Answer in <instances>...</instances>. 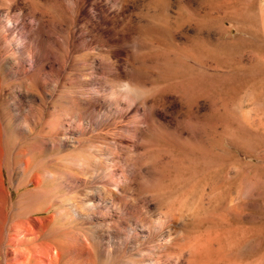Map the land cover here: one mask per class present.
<instances>
[{
  "label": "clouds",
  "instance_id": "1",
  "mask_svg": "<svg viewBox=\"0 0 264 264\" xmlns=\"http://www.w3.org/2000/svg\"><path fill=\"white\" fill-rule=\"evenodd\" d=\"M16 0H3L10 13ZM110 9H130L133 34L125 42L124 75L118 62L105 61L114 75L96 90L111 116L125 120L126 144L111 148L108 171L117 169L129 192L155 224L181 227L175 264H196L194 241L223 199L231 182L239 180L237 199L255 192L264 177L245 175L239 160H228L231 145L247 147L249 133H264V81H253L226 98L232 72L227 65L240 42L245 54L264 71V0H107ZM77 0H72V11ZM6 14L0 35L19 23ZM32 24V20L29 21ZM17 32L11 35L17 40ZM19 43V42H18ZM216 65L224 68L220 71ZM174 105L178 108L173 112ZM206 106V107H205ZM172 117L170 126L156 114ZM220 125L217 132L213 128ZM235 174V175H233ZM223 181V184L220 183Z\"/></svg>",
  "mask_w": 264,
  "mask_h": 264
},
{
  "label": "rangeland",
  "instance_id": "2",
  "mask_svg": "<svg viewBox=\"0 0 264 264\" xmlns=\"http://www.w3.org/2000/svg\"><path fill=\"white\" fill-rule=\"evenodd\" d=\"M31 1L17 0L11 8V16L15 18L16 8L17 11L19 9L18 12L22 9L23 13L25 12L26 24H28L27 21L30 16L27 18V13L30 15L32 11L30 9L34 7V4L38 7L36 8L39 12L44 11L45 6L46 10L50 8V12L47 11L48 13H46L45 10V13H43V15L46 14L44 15L46 19L49 18L48 16L56 14L55 11H51V6L46 5L48 2L42 0L45 2L43 4L41 0L42 3H39L38 0L35 3L34 0L33 2ZM69 1L72 2V0ZM190 2L195 6L196 0H190ZM0 3H3V0H0ZM18 3L20 5H17ZM42 4L44 5L42 8H44L40 9L39 5ZM84 4H86V6L84 5L85 8L82 12L80 11L82 15L76 14L78 16L74 17V21L77 20V22L75 21L76 24L73 21V28L78 31L75 33L73 30L72 33L74 32V38L77 43L81 42V40L88 41L87 43L85 42L88 47L83 48L81 46L83 44H78L81 49L78 50L79 52L76 51L74 53L73 58L70 56L69 67L65 68L66 71L64 70L63 73L65 76L62 74L63 76L61 75L60 77V83L62 84H60L57 91L59 95L56 92V96L47 97L46 108L44 109L46 114L40 119L36 130L32 132L14 131L12 122L7 120L5 122L7 130L4 128V131H0V264H51L50 257L40 253L38 250H32V252L25 250L29 246H33V242L26 243L19 238H15L16 227L26 222L31 215L35 218H40L38 221L40 230H34V228L32 231L25 230L21 233V236L25 234L31 237L34 234H38L37 239L34 240L35 243L51 244V251L53 252L58 249L60 254L54 264H92V259L86 247L94 240H99L102 244L96 264H151L155 260L167 258L169 253L173 255L177 251V245H179V243L170 242L165 246H159L154 238L142 242V238L127 237L115 229L119 222L121 226L126 224L133 225L139 215H145L141 211L142 202L138 200L133 202L135 197L130 194L128 189L126 194L131 200L128 208L130 207L131 209H128L129 212L126 216L119 217V210L114 211L111 216L93 215L87 210V207L92 205L90 203L93 201L98 202V196L107 202H111L112 198L110 191L95 190L91 183L87 182L89 171L101 165H109V162L114 159L110 154L111 148L115 144L128 143L126 140H121L124 135L120 132L122 128L116 127L112 124V121H106L102 124L105 130H98L97 132L100 131L99 133H90L82 138L73 136L62 147H56L54 144L49 143L48 148L41 151L37 150V146L44 139H47V136H51L54 133V131L48 129L47 121L49 118L52 117L54 112L67 107L65 105L68 104V98L64 96L61 90H76L83 85H89L88 87L92 85L91 87H94L92 89L96 87L95 90L103 88L106 78L114 75L110 65L105 62L109 59L118 62L119 74L120 76L124 75L127 49L125 44H123L125 41L122 42L121 38L124 36L127 40L130 39L129 36H131L130 33H133V28H130L131 32L129 29L131 24L127 28V23L125 27L121 22L123 23V20L128 21V18L126 19L125 17H128L129 11L127 10L130 9H125L122 12L112 11L110 5H107V0H87L84 1ZM86 8L87 11H85ZM5 12L8 13V10H0L1 19L6 15ZM121 14L123 15L120 16ZM122 17L124 19H121ZM85 18L88 20H85ZM78 20L82 22H78ZM87 21L90 22L88 23ZM89 25L93 27L90 28ZM122 25L123 29L121 28ZM85 27L86 29L83 30L82 28ZM94 27H98V29ZM126 29L130 30V33H126ZM17 30L19 29L16 27L11 33L19 32ZM85 30L90 33L94 32L90 36V33H86ZM122 30L125 31L123 32ZM85 33L86 35H84ZM17 36L19 35L17 34ZM101 38H103L102 43L104 42L105 44L100 42ZM252 43L258 46L261 42H240L235 47L233 58L227 65L228 70L232 72V76L230 83L224 89L226 98L237 96L244 86L253 81L257 83L264 81V71L255 69L250 63L249 56L245 54ZM71 61L72 63H70ZM71 64L73 65L71 66ZM100 67L105 72H100ZM215 67L220 71L224 70L220 65ZM4 79L5 93H3L4 95L6 94L8 102L12 101L14 96L20 97L29 94L25 89V91L15 90L10 92L12 87H10L9 82L12 79L7 77ZM5 88L9 90L7 91ZM6 107L1 106L3 111H7L8 108ZM177 108L178 105L173 104L170 111L174 112ZM157 113L156 115H159L158 117H161L160 119L165 123L175 126V121L172 117L163 115L160 112ZM123 120H121V123L124 124L125 121ZM93 125L95 126L96 123H93ZM218 129H220V125H216L213 128V132H217ZM44 134L46 137H44ZM120 135L121 137H119ZM248 135L251 137L248 146L231 145L226 153V162L228 160H239L241 162L243 173L240 179H243L245 175L264 177V133H249ZM72 138L80 139L81 143H74ZM27 158L32 159L33 166L29 170H24L22 161ZM80 160V165H83L82 169L76 164ZM67 173L77 174L85 181L76 185L60 184V179L57 177H67L69 176ZM38 175H48L47 178H43L44 181L40 186H37L34 181L35 176L37 177ZM220 183L223 184V181H220ZM238 187L239 180L231 182V186L223 192V199L216 208L215 213L205 221L201 234L195 238L194 244L199 245L197 248L199 255L196 258V264H264V184H261L255 192L241 200L237 199ZM173 225L175 226L176 224L174 223ZM169 229L171 231L176 230V228H166L167 231ZM149 242L152 243L149 244ZM175 244L177 245L175 246ZM67 248L71 250L68 251ZM17 250L22 254H17ZM17 258L22 259V262H16ZM207 259L209 260L207 261ZM181 261L180 264H185L183 260Z\"/></svg>",
  "mask_w": 264,
  "mask_h": 264
},
{
  "label": "bare ground",
  "instance_id": "3",
  "mask_svg": "<svg viewBox=\"0 0 264 264\" xmlns=\"http://www.w3.org/2000/svg\"><path fill=\"white\" fill-rule=\"evenodd\" d=\"M35 1L36 0H34V3H35ZM38 1L40 3L42 0L41 1L38 0ZM44 1L48 2V3H46V5L52 7L51 8L52 12L53 11L56 12L55 15L53 13H52L53 15H51V13H50L51 16H48L49 18H47V19L44 17V15H46V14L43 15V13H45V12L48 13L47 11H49L50 8H49V10H48V8L46 10L45 9L46 6H45V8L43 7L44 11L46 10L45 12L43 10H42L43 12L40 10V9H43L42 6H44L43 4H45ZM44 1H42L43 2L42 5H39V8H40L39 10L42 13L37 10L38 7L35 6V4L33 3L34 7L30 9L32 11L31 12L28 11V12H30V15H29V13H27L28 16L26 14L27 18L30 16L28 21H27L28 24H26V21H25L26 17H25V14H24L25 12H24L23 16L20 18L19 23H14V27L8 29V38L7 39H5L3 35H0V131H2L4 128H6L5 130H7V127H5V122L7 120H10L12 122L14 131H24V132L30 131V132H32V131L36 130L40 119L42 117H44V114H46V113H44V109L46 108L45 104L47 102L46 101L47 97L49 98V96H54V95L56 96V92L58 91L60 84H62V83H60V77L64 73L65 68L69 67L68 63L70 60V56L72 57L73 55H75L74 53L76 51L81 49V47L78 46V44H80V45L83 44V45H81V46H83V48L88 47V44L86 45V43L88 41L86 42L84 40L83 41L81 40V42L77 43L75 38H74V34H73L74 32L72 33L73 30L75 31V33H76V31H78V30H76V28L75 29L73 28L75 21L77 22V20L74 21V19H75L74 17L77 15H82L80 13V11L82 12V10L85 8L84 5L86 6V4H84V1H87V0H77V10L75 13L72 11V2L69 0H44ZM16 2H17V0H16ZM24 2H26V1H24ZM31 2H33V0ZM17 5H20V4L18 3ZM36 5H38V4H36ZM107 5H108V3H107ZM20 10H22V9H20ZM28 10H29V8H28ZM18 11H19V9H18ZM18 11L16 8L15 12H18ZM85 11H87V8L85 9ZM127 11H130V10H127ZM6 12H5V14L11 15L9 12L8 13H6ZM13 14H14V12H13ZM90 14H91V12H90ZM122 15L123 14H121L120 16H122ZM124 16H126V15H124ZM118 17H119V15H118ZM125 18L127 19L128 17H125ZM13 19L15 21V18H13ZM121 19H124V18L122 17ZM30 20H32V24L29 23ZM85 20H88V19L85 18ZM73 21H74V23H73ZM78 22H82V21L78 20ZM97 22H98V20H97ZM126 23H127L126 26L128 28L130 23L127 20L126 21L123 20V23L121 22V24H123L124 26ZM3 24H4V20L0 18V27H2ZM92 24H93V22H92ZM95 24H96V22H95ZM123 25L121 27L122 29H123ZM16 27L19 29V30H17V31H19V32H17L19 36H17V40H12L11 39V35H12L11 31ZM86 27L82 28V29L84 30V29H86ZM89 27L92 28L93 26L89 25ZM94 28L98 29V27H94ZM130 28L131 29L133 28L132 25L129 27V29ZM89 29H87V30H89ZM87 30H85L86 33L89 32L91 29L89 31H87ZM93 30L95 31V29H93ZM130 30L129 31L127 30L126 33L127 32L130 33ZM94 31H92V33ZM131 32H132V30H131ZM86 33L84 35H86ZM92 33H90L89 35L91 36ZM130 34L132 35L133 33H130ZM84 35H83V37H84ZM122 37H123V38H121L122 42H124V41L126 42L129 40V39L127 40L126 37L124 38V36H122ZM130 37L131 36H129V38ZM86 38L90 39L88 37H86ZM103 38H101V40H100L101 43L103 41L102 40ZM94 39H92V40H94ZM125 42L123 44H125ZM97 43L99 44V42H97ZM97 43H95V44H97ZM92 44H94V43H92ZM102 46H104V45H102ZM22 54H23V57H22ZM70 63H72V61ZM72 65L73 64H71V66ZM94 65H96V64H94ZM101 67H100V72H105L104 69ZM5 77H7L8 79L9 78L12 79L11 82L8 81L10 84V87H12L10 92H13L15 90L22 91L25 89L29 94L27 96H20V97L14 96V94H12L14 96L12 98L13 100L12 101L10 100L8 102V99L5 96L6 94L4 95V93H5V91H4L5 85L4 84L5 83L3 82V80H5L4 79ZM95 82H97V81L95 80ZM103 82H102V85H103ZM88 86L83 85L79 89H76V90L75 89L74 90H65V91L61 90L64 93V96L68 98V102H67L68 104L65 105L67 107L61 108L60 110L54 112L52 117H50L49 120L47 121V124L49 127L48 129L51 131H54V133L51 136H47L48 138L44 139L43 142L39 146H37L38 151H41V150L48 148L49 143L54 144L56 147H62L63 145H65L67 143L69 138L71 139V137H73V136L74 137L79 136L80 138H82L83 136L90 134V133H99L100 131L99 132H97V131L104 129L102 124H104L106 121H112V124H114L116 127H120L119 129L122 128L123 130L121 129V131H120V132H122V134H124V131H127V129L124 125L125 123L124 124L121 123V120H123V118L115 121V119L111 116V113L109 110V105L104 101V99L101 96L95 94L96 87H95V89H92V88H94V87H91L92 85L90 86L91 88ZM103 89H104V87L100 88L99 90H103ZM57 94H58V92H57ZM1 106L2 107L7 106L6 107V108H8L7 111H5V110L3 111ZM57 109H58V107H57ZM157 116H159V115H157ZM125 119H127V117ZM123 121H125V120H123ZM93 123H96V125L94 126ZM120 132L118 131V133H120ZM113 134H115V133H113ZM44 137H46L45 134H44ZM116 137H118V136H116ZM119 137H121V135ZM73 140H74L73 141L74 143H76V142L81 143L80 139H78V140L73 139ZM116 140H115V142H116ZM22 162H23L24 170H29L33 166L32 165L33 161L30 158L24 159ZM80 162H81V160L76 162V164L82 169L83 165L81 166ZM67 174L69 175L67 177H65V176L57 177L60 179V184L76 185L79 182L85 181V179H83L82 177H80L77 174H74V173H71V174L67 173ZM47 177H48V175H44V176L38 175L37 177L35 176L34 181L36 182L37 186H40L44 181L43 178H47ZM86 180H87V182L91 183L93 189L99 190V191L108 190L112 194L111 202H107L104 199H102L100 196H98L97 197V199H98L97 203H96V201H93L92 203H90L92 205H90V206L87 205V206H89V207H87L88 208L87 210H89V212L91 214H93V215H95V214L99 215L100 214V215H104V216L110 215L111 216L114 211L119 210V217L122 218V217L126 216V214L129 212L128 209L130 208V207L128 208V205L131 202L130 197L126 193H127V189L129 190V187H131L132 185L125 183L124 178L121 177V172L119 169H117L112 174L108 171V165H101L100 167H97L95 169L90 170L89 175H88ZM133 212H135V211H133ZM137 218L138 219L136 220V222H134L133 225L126 224L125 226H121V224L119 222V225L117 227H115V229L118 230L120 233H123L127 237L134 236V237H137L139 239L142 238L143 239L142 242L150 240V239L152 240L154 238V240L156 239V242H158L159 246H165L166 244H168L170 242H176L177 244L180 243L179 237L176 235V233H177L176 230L179 229L178 227H180V226L175 225V226H178V227H175L173 225L174 223H172V224H169L165 227H161V226L155 224L154 221H152L149 218V216L146 214L145 215H139ZM28 219L26 222H23L21 225H19V227L18 226L16 227L17 231L15 232L16 233L15 238H17V239L19 238V239H21V241H25L26 243L33 242L34 245L29 246L25 250L31 251V252H32V250H38L40 253L45 254L46 256H49L51 259L50 263L54 264V261L58 258L59 254H60V251L58 249H55L53 252V251H51V249H52L51 244L35 243L34 240L37 239L38 234H34L31 237L26 236L25 234H23V236H21V233L25 230L32 231L33 228H34V230L35 229L40 230V224L38 223L40 218H37V217L35 218L34 216L31 215ZM166 228H171V229L176 228V230L171 231L169 229V231H167ZM152 242H149V244ZM177 244H175V246ZM87 246H88V242H87ZM177 247H178V245H177ZM101 249H102V244L99 242V240L98 241L94 240V242L92 241V243H90L89 246L86 247V250L88 251L89 256L92 259V261H91L92 264H94V262H95V264L97 263V257L100 254ZM25 250H24V252H25ZM67 250L69 251L71 249L67 248ZM17 251H18L17 254H22L21 252H19V250H17ZM167 254H166V256H167ZM201 260H204V259H201ZM208 260L209 259H207V261ZM16 262L21 263L22 259L17 258ZM183 263H185V262H183ZM205 263H206V259H205ZM151 264H175V261L172 259V255H170V253H169L167 258H165L163 260H155ZM200 264H202V263H200Z\"/></svg>",
  "mask_w": 264,
  "mask_h": 264
}]
</instances>
